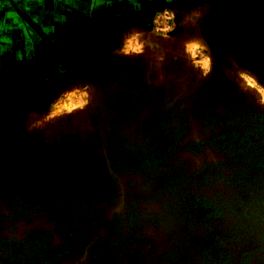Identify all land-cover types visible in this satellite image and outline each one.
I'll return each mask as SVG.
<instances>
[{
  "label": "rangeland",
  "instance_id": "rangeland-1",
  "mask_svg": "<svg viewBox=\"0 0 264 264\" xmlns=\"http://www.w3.org/2000/svg\"><path fill=\"white\" fill-rule=\"evenodd\" d=\"M62 3L0 57V258L264 264V0Z\"/></svg>",
  "mask_w": 264,
  "mask_h": 264
},
{
  "label": "crops",
  "instance_id": "crops-1",
  "mask_svg": "<svg viewBox=\"0 0 264 264\" xmlns=\"http://www.w3.org/2000/svg\"><path fill=\"white\" fill-rule=\"evenodd\" d=\"M5 1L7 7L0 1V57L9 65L13 56H25L31 45L38 40V35L43 33L41 27L46 23L42 17L51 19L52 14H48L50 11L46 9L55 5L61 7L64 0H24L21 5L14 0ZM5 68L4 71L9 73L11 69L8 66Z\"/></svg>",
  "mask_w": 264,
  "mask_h": 264
},
{
  "label": "trees",
  "instance_id": "trees-1",
  "mask_svg": "<svg viewBox=\"0 0 264 264\" xmlns=\"http://www.w3.org/2000/svg\"><path fill=\"white\" fill-rule=\"evenodd\" d=\"M6 249L1 252L0 264H52L51 250H46L40 238L27 244L6 240Z\"/></svg>",
  "mask_w": 264,
  "mask_h": 264
},
{
  "label": "flooded vegetation",
  "instance_id": "flooded-vegetation-1",
  "mask_svg": "<svg viewBox=\"0 0 264 264\" xmlns=\"http://www.w3.org/2000/svg\"><path fill=\"white\" fill-rule=\"evenodd\" d=\"M0 1H1V4H2L3 6L7 7V4H6V1H5V0H0ZM23 1H24V0H14V2H15L16 4H19V5H21V4L23 3ZM51 17H52V15H51ZM42 20L46 23V25H49V20H50L49 17H42ZM45 23H44V24H45ZM41 29H42V27H41Z\"/></svg>",
  "mask_w": 264,
  "mask_h": 264
},
{
  "label": "clouds",
  "instance_id": "clouds-1",
  "mask_svg": "<svg viewBox=\"0 0 264 264\" xmlns=\"http://www.w3.org/2000/svg\"><path fill=\"white\" fill-rule=\"evenodd\" d=\"M262 102H264V101H262Z\"/></svg>",
  "mask_w": 264,
  "mask_h": 264
}]
</instances>
